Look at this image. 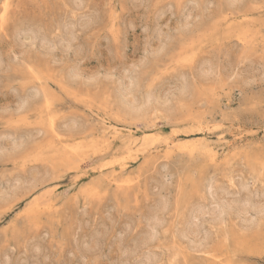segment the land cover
<instances>
[{
    "label": "rangeland",
    "instance_id": "1",
    "mask_svg": "<svg viewBox=\"0 0 264 264\" xmlns=\"http://www.w3.org/2000/svg\"><path fill=\"white\" fill-rule=\"evenodd\" d=\"M263 203L264 0H0V264H264Z\"/></svg>",
    "mask_w": 264,
    "mask_h": 264
},
{
    "label": "bare ground",
    "instance_id": "2",
    "mask_svg": "<svg viewBox=\"0 0 264 264\" xmlns=\"http://www.w3.org/2000/svg\"><path fill=\"white\" fill-rule=\"evenodd\" d=\"M75 30H76V29H75ZM68 33H69V32H68ZM71 33H72V32H71ZM66 34H67V33H66ZM64 40H65V39H64ZM65 41H66V40H65ZM68 41H69V40H68ZM52 45H53V44H52ZM66 45H67V44H66ZM116 130H117V129H116ZM117 131H118V130H117ZM105 133H106V132H105ZM107 135H108V134H107ZM121 135H122V134H121ZM118 136H119V135H118ZM127 136H128V135H127ZM211 148H212V147H211ZM213 148H214V147H213ZM208 151H210V150H208ZM205 152H206V151H205ZM213 153H214V152H213ZM216 153H217V151H216ZM214 154H215V153H214ZM209 155H210V154H209ZM212 157H213V156H212ZM210 161H211V160H210ZM215 161H216V160H215ZM215 161H214V163H215ZM130 182H131V181H130ZM246 182H247V181H246ZM211 187H212V186H211ZM212 188H213V187H212ZM209 189H210V188H208V190H209ZM210 190H211V189H210ZM213 192H216L215 189L213 190ZM213 192H212V193H213ZM209 193H210V196H211V192H209ZM215 195H216V193H215ZM252 195H253V194H252ZM212 196H213V200H214V198H217V197L214 196V194H212ZM212 196H211V197H212ZM218 197L221 199L220 196H218ZM246 198H247V197H245V200L243 201V202H245V203H243V205H244V204L246 205L247 203H251V202L249 201V200H250V199H249L250 197H249L248 199H246ZM222 199H224V198H222ZM222 199H221V200L216 199V206H219L218 209H219V211H220L221 213L224 212V211H226V210H225L226 208H230V209H232V208L234 207L232 204H230V203H231L230 200H229V203H226V202H228V199H227V201H225V202H224V200H223V202H222ZM217 200H218V201H217ZM220 201H221V202H220ZM237 201H238V200H237ZM262 202H263V201H262ZM212 203H213V202H212ZM214 203H215V202H214ZM260 203H261V202H260ZM237 204H238V203H237ZM212 205H213V204H212ZM241 205H242V204H241ZM250 205H252V203L249 204V206H250ZM256 205H257V207H258V205H259L258 202H257ZM256 205H255V206H256ZM262 205H264V203H263ZM200 206H201V205H200ZM259 206H261V205H259ZM203 207H204V206H203ZM206 207H207V205H206ZM209 207H210V206L208 205V208H209ZM252 207H254V206H252ZM257 207H254V209L257 208ZM262 207H263V206H262ZM211 208H212V207H211ZM234 208L236 209V211L238 210L239 213L241 212L242 217H243V213H244V215H245V213L247 214L246 211H247V208H248V207H247V208H245V207H238V205H237V206L234 207ZM258 208H259V207H258ZM202 209H203V211H205V210H204L205 208H202ZM209 209H210V208H209ZM209 209H207L206 212H208ZM214 209H215V208H214ZM216 209H217V208H216ZM235 209H234V210H235ZM259 209H260V208H259ZM196 210H197V209L195 208V211H196ZM227 210H228V209H227ZM251 210H252V209H251ZM251 210H250V212H251V214H253ZM261 210H263V209H261ZM190 211H191V210H190ZM201 211H202V210H201ZM210 211H211V210H210ZM229 211H231V210H229ZM236 211H235V212H236ZM254 211H255V210H253V212H254ZM198 212H199L201 215L204 213V212L201 213L199 210H198ZM211 212H212V211H211ZM226 212H228V211H226ZM260 212H262V211H260ZM190 213H191V212H190ZM215 213H216V211H215ZM218 213H219V212H218ZM237 213H238V212H237ZM239 213H238V214H239ZM258 213H259V211H258ZM193 214H194V211H193L192 215H193ZM200 214H199V215H200ZM211 214H214V211H213V213H211ZM211 214H209V215H211ZM241 214H239V215H241ZM190 215H191V214H190ZM190 215H189V216H190ZM203 215H204V214H203ZM222 215H223V214H222ZM222 215H221V216H222ZM249 215H250V214H249V210H248V216H249ZM256 215H257V214H256ZM256 215H255V212H254V216H256ZM259 215H260V214H259ZM161 216H162V215H161ZM195 216L198 217V214L194 215L193 218H196ZM214 216H218V214H217V215H214ZM202 217H203V216H202ZM204 217H205V216H204ZM204 217H203V219H204ZM223 217H224V216H223ZM257 217L259 218V216H257ZM260 217H261V216H260ZM157 218H158V216H157ZM162 218H163V217H162ZM162 218H160V219H162ZM199 218L202 219L200 216H199ZM199 218H197L196 220L199 221V220H198ZM206 218H207V217H206ZM213 218H214V217H213ZM153 219H154V218H153ZM160 219H156V220H157V221H158V220L160 221ZM209 219H210V218H209ZM250 219H251V218H250ZM188 220H189V219H188ZM191 220H192V219H191ZM194 220H195V219H194ZM214 220H215V219H214ZM245 220H247V219H245ZM248 220H249V218H248ZM252 220H253V219H252ZM252 220H251V221H252ZM152 221H153V220H152ZM189 221H190V220H189ZM154 222H155V219H154V221H153L152 223H154ZM161 222H162V221H161ZM190 222H192V221H190ZM159 223H160V222H159ZM159 223H158V224H159ZM187 223H188V222H187ZM196 223H197V222H196ZM183 224H184V223H183ZM185 224H186V223H185ZM189 224H190V223H189ZM156 225H157V223H156ZM191 225H192V224H191ZM194 226H195V223L193 224V227H194ZM185 227H186V226H185ZM189 228L191 229V227H188L187 229L189 230ZM195 228H196V226H195ZM153 229H154V227H153ZM151 231H153V230L151 229ZM190 231H191V230H190ZM193 231H194V232H193ZM191 232H192V234H193L194 236L197 234L196 230H195V229L193 230V228H192V231H191ZM195 232H196V233H195ZM189 233H190V232H189ZM150 234H151V232H150ZM192 234H191V235H192ZM182 235H183V234H182ZM196 236H197V235H196ZM196 236L194 237L195 239H196ZM187 237H188V236H187ZM192 239H193V238H192ZM150 255H151V253H150ZM150 255H149V257H150ZM151 256H152V255H151ZM145 257H146V256H145ZM149 257H147L146 259L148 260ZM150 258H151V257H150ZM152 259H153V257H152ZM147 260H145L146 263H147ZM150 260H151V259H150ZM150 260H148L149 263L151 262ZM146 263H145V264H146ZM155 264H156V263H155Z\"/></svg>",
    "mask_w": 264,
    "mask_h": 264
}]
</instances>
